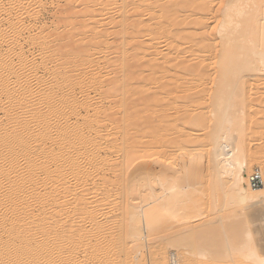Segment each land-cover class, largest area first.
<instances>
[{"label": "bare ground", "instance_id": "obj_1", "mask_svg": "<svg viewBox=\"0 0 264 264\" xmlns=\"http://www.w3.org/2000/svg\"><path fill=\"white\" fill-rule=\"evenodd\" d=\"M26 1L0 0V8L22 5ZM114 1L99 0L96 3L98 6L95 5L98 11H90L88 15L87 12H82L86 14L80 16L85 21L88 20V23H91L90 19L103 22L107 17L102 11ZM171 1L161 2L159 7L156 4L158 8L155 6L169 15V25L174 28L164 33L163 49H157L153 54L150 52L154 56L147 63L137 60L140 57L139 60L142 58L143 61V57L148 55L143 50L142 37L146 29H143L142 23L128 24L125 12L120 13L121 19L113 20L117 28L113 36H117L116 45L121 48L117 56L124 60L117 64L122 68L124 64L126 66L127 58H132L137 60L133 64L139 69L135 71L136 74L132 72V75L130 70L120 73L121 80L124 77L121 86L125 88V93L115 99L114 90L102 94L98 100L92 99L85 81L100 71L99 56L96 55L95 60L89 58L88 52L82 48L95 46L97 54L104 48H112L113 45L108 43L109 35L106 30L99 32L88 23H76V27L65 30L54 40H44L41 25L30 33L26 30L23 19L13 20L10 17L11 8L7 6L1 12L3 16L0 17V26H6L2 35L4 39L0 41V91L3 93L0 96V100H3L1 112L7 125L12 126L5 127L4 131L11 130L14 135L15 152L12 162L0 167V264H117L118 254L121 252L124 254L123 264H141L143 259L140 260L141 257L138 256L144 246L143 236L154 229H160L162 210H165L164 217L180 224H185L192 212L200 211L195 192L175 197L173 170H169L172 169L169 165L164 166L165 161L174 158V150L178 147L185 148L183 142L191 137L190 132L182 131L180 122L178 126L175 125V99L182 93L185 95L184 92L191 88L188 84L190 76L187 79V74L183 71H189L193 77L197 76L202 83L205 78L209 80L207 77L210 74L215 79L211 85L205 81L202 90L195 93L194 100H191L194 104L200 94H208L216 98L212 106L206 107L211 109L205 115L194 112L186 122L208 125L211 128L207 135L211 142V165L207 166L211 167L212 177L221 186L228 182L224 197L237 194L243 198L245 178L242 169L251 155H245L246 137L242 134L244 117L236 113L239 111L236 104L244 102V78L262 77V73L264 75V22L257 16V12L261 10L254 0H227L222 6L221 2V20L214 27L217 37L214 38L211 34L213 38H210L206 36L208 34L198 33L200 28H195L196 21L193 23L194 27L190 23L194 34L181 28L185 19L182 16L183 21L178 19L181 11ZM153 3L155 5L157 1L152 2L151 8ZM93 4L95 3H90L87 7L94 6ZM111 7L120 6L116 4ZM200 7H197L199 11ZM155 10L154 8L153 11L156 12ZM153 11L152 15L149 12L151 16L147 17V21L157 20L152 23L159 29V17L153 15ZM77 14L76 18L79 17V13ZM236 17L239 20L233 21ZM137 24L141 28L137 29ZM186 24L189 26L188 22ZM77 33L88 41L84 39L85 43L69 48L74 45ZM18 35L30 40L28 48L24 49L23 44L18 42L21 40ZM188 35L197 41L191 50L192 61L191 57L189 61H186L188 57L185 61L180 60V54L177 55L182 43L187 44V40L180 42L178 39H190ZM102 37L105 39H100ZM132 39H136L135 53L128 46ZM191 42L192 40L189 43ZM185 49L187 52L189 45ZM167 51L168 53L163 54ZM161 59L163 62L159 63ZM178 71L185 74V77H179L181 82L172 83ZM144 72L146 75H143ZM193 82L196 84V81ZM99 84L100 82H94L91 91L97 92ZM110 98L114 100L113 105L119 108L112 107L113 105L112 108L106 107L104 102ZM134 108L138 112L130 114V110ZM180 108L183 111L184 107ZM137 121L144 123L145 127L139 126ZM104 122L110 125L106 129L103 127ZM162 128L167 130H160ZM234 129L241 131V134L234 136ZM118 138L121 139L120 143H117ZM9 139V134L0 136V163H4L10 153ZM192 140L191 138L189 142ZM200 141L202 139L198 140ZM183 150L184 153L187 152ZM18 154L24 155L21 163L16 160ZM257 191L258 196L264 199V187L257 188ZM119 192H122V201L114 197ZM254 211L255 215L264 214V209ZM116 212L121 213V217ZM111 217H116L124 225V229L117 230L116 240L120 242L118 245L112 243L113 234L110 232V236L108 235L110 226L106 228L105 223ZM115 221L114 228L115 223L118 226ZM217 222L220 221L217 219ZM79 225L84 227L78 229ZM248 235L245 234L246 237ZM4 237L8 241L6 245L2 244ZM183 238L180 240L183 241ZM80 239L88 244L83 258L75 253ZM161 249L157 248L154 253L158 254ZM237 249L239 248L234 247L227 251ZM223 251L212 255V259L224 256ZM245 251L243 258L255 264H264V255L257 254L252 248ZM167 257L170 264H181L175 252H168ZM166 262L162 258L157 264Z\"/></svg>", "mask_w": 264, "mask_h": 264}, {"label": "rangeland", "instance_id": "obj_2", "mask_svg": "<svg viewBox=\"0 0 264 264\" xmlns=\"http://www.w3.org/2000/svg\"><path fill=\"white\" fill-rule=\"evenodd\" d=\"M140 1L141 0H115L112 5H109V7L107 9L102 11V13L105 14L104 16L107 17L106 19H104L103 22H98L97 20L95 21V19H90L91 23H88V20L85 21V18L82 17V15L80 16V14H86V13H82V12H87V15H88L89 13H91L90 11H92V12L98 11V7H95V5L98 4L97 2H99V0H44V1L41 0V2H40V0H34V1L30 0V3H29V0H27L22 5H13L12 7L8 6L7 4L6 5L9 8H11L9 10L10 17L13 20L23 19L25 21L24 22L25 26L27 27L26 30L30 31V33H33L38 28V26L41 25L42 29L44 30L43 31V39L44 40H54L59 34L64 32L65 30L66 31L70 30V29L72 30L73 27H76L77 26L76 23H78V24L88 23L90 26L95 27L96 28L95 30H98L99 32H101L103 29L106 30V33L109 35V37L107 38L108 43L113 45L112 48H110L111 50L104 48V49L100 50L99 54H97L96 53L97 50H95V46H89V47L82 48L83 50H86L88 52V54L90 56L89 58H93L95 60L96 55H97V57L99 56L98 65H99L100 71L97 74H94L93 78H88L87 80H85L87 85H88V89L90 91V96L92 97V99L98 100L101 98V95L106 93L107 91H111V90L113 91L114 90L113 95H115V96L113 97V99H115V97H120V95L125 93V91H124L125 88L121 86V85H123L122 81L124 79V77H123V79L121 80V77H122L121 74L123 72H128V70H130L129 72H131V75H132V72H133V74H136L135 71L137 72L139 69L136 68L135 64H133V63H135L137 60H138V62L141 61V62H146V63L148 62V59L151 60L154 56V55H152L153 54L152 52H155V50H157V49L158 50L163 49L162 46H164V43H165L164 42L165 39L163 38L164 33H166L168 30H172L174 28V27H171L169 25V21H170L169 15L166 13H163L161 11L162 10L161 8L157 9L161 5L162 0H160V1L159 0H154V1L152 0V2L157 1V3H155V5L153 3L154 6L152 8H151L152 2H150L151 0L149 2H147L148 0H145V3H147V4H145L143 2L144 6L142 5L143 4L142 1H144V0H142L141 3H140ZM165 1H166V3H168L171 0H168V2H167V0H165ZM165 1H163L162 3H164ZM225 1H227V0H172L171 2H174L176 5L175 8L177 10L181 11L178 13V15H180L179 16L180 18H178V19H180L181 21H183L185 19L183 21V23H184L183 26H180L181 28L186 29L187 32H190L192 34L193 31H191L192 29H190V28H192L190 26V23H192V26H193V23L196 21L195 28L196 29L200 28L199 30H197L198 33H201L202 35L208 34L206 36H209L210 38H213L212 35H214V38H215V37H217L216 36L217 34L214 31V27L216 28L217 24L221 20L220 19L221 17H220L219 6H220L221 2H222L221 3V6H222L223 3H225ZM240 1L243 2V0H240ZM250 1L252 2V0H250ZM250 1H249V3H250ZM254 1L256 2V5H258V9L261 10V12H262V14H261V12L258 11L257 16H258V18H260L259 19L260 21L264 22V0H254ZM38 2H40L42 4H40ZM90 3H95V4H93L94 6L90 5L91 7H87ZM190 3H192V4H190ZM116 4H118L120 7H117V8L111 7V6H116ZM156 4L158 7L156 6ZM191 5H192V7H191ZM3 6H5V4ZM7 6H5L4 8L2 7L3 9L0 8V15L2 14L0 16L1 18L3 16V13H1V12H4L5 8H8ZM200 6H203V7H200ZM197 7H200L201 10L199 11V9ZM244 7H245V9H247L246 6H244ZM150 8H151V10H150ZM154 8L156 9L155 10L156 12L153 11ZM194 9H195V11H190V10H194ZM188 10H189V12H188ZM152 11L154 12L153 15H156V16L158 15V17H159L158 22H157L159 24V29H156L153 26L154 23H152L154 21L156 23L157 20H153L152 22L147 21L149 16L152 15ZM157 11L159 12V14H156ZM248 11H249V8H248ZM149 12L151 13V15L149 14ZM187 12H188V14H187ZM190 12H192V13L194 12V13L192 14ZM195 12H197V14ZM77 13H79L80 18L75 17L78 15ZM120 13L121 14H123V13L127 14L126 20H128V24L130 22H131L130 24L134 23V25H135V22L136 23L140 22L139 24L142 23L141 26L143 27L144 30L146 29V32H144L145 34H143V37H142V40H144L143 41L144 42L143 43V46H144L143 50L147 51L146 53H148V55L143 57V61H142V58H141V60H139L140 57L137 60L136 59L133 60L132 58H127L128 60L125 59V60H127L125 62L126 66L124 64V67L122 66V68H121V66H119V64H117L119 61L124 62V60H121L117 56L118 51L121 48L119 46L117 47V45H118L117 36H113V34L115 32L114 30H117V28L114 26V21H117V19L122 18ZM184 13L187 15H185ZM202 13L204 14V17H202L203 16ZM200 15H202V16H200ZM60 16H63V17H60ZM65 16H67V17H65ZM199 17L200 18L202 17V18L200 19ZM191 18H192V20H191ZM197 18H199V19H197ZM240 18H241V16H240ZM138 19H141V20H138ZM237 19L239 20V18L236 17L233 19V21L234 20L237 21ZM110 21L113 22V24ZM191 21H193V22H191ZM187 22H188L189 26H187V24H186ZM111 24L114 28L111 26ZM139 24L136 25V26H138V27H136L137 29L141 28V26ZM196 24H197V26H196ZM145 26H147V27L144 28ZM185 26H186V28H185ZM197 27H199V28H197ZM5 28H6V26H0V33H2V34H0V41H3V39H4V37L2 35L4 33ZM187 29L190 31H188ZM9 34H11V33H9ZM11 35H14V34H11ZM137 35H139V34H137ZM18 36H19V38H21L22 35H18ZM188 37L190 39H187V37L186 38L181 37L180 39H178V41L180 40V42H182L183 40H185V41L187 40L186 45H184V43H182L183 45L179 47L181 50L180 49L178 50L177 55L180 54V55H178V58H180V60L183 59L185 61L186 57H188L186 61H189L190 57H191L190 61H192V59H193V55H191L192 54L191 50H193V48L195 47L194 45L197 43V41L195 38L193 39L189 35H188ZM74 38H75V42L73 43L74 45H71L69 48H71V47L74 48L78 44H82V42L86 40L83 35H80L78 33L76 34V37H74ZM103 38L104 37H102L100 39H103ZM182 38H184V39H182ZM6 39L8 41H11V39H9V38H6ZM189 40L190 41L192 40V42L189 43L190 42ZM86 41H88V40H86ZM135 41H136V39H132L129 41L130 44L127 42V44H129L128 46H130V51H133L134 53L136 52L135 51L136 48L134 45V44H136ZM185 41H183V42H185ZM18 42L23 44L24 49L28 48L29 44H31L30 40H28V39L25 40L24 37L21 38V40H19ZM85 42H83V43H85ZM188 45H189V49H187V52H186L185 48ZM180 51H181V53H180ZM182 51H183V54H182ZM188 51L190 52V54ZM166 53H168V51L163 53V54H166ZM188 54H189V56H188ZM158 62L159 63L163 62V59L159 60ZM118 66L120 68H118ZM123 68H125V69H123ZM184 70H186V69H184ZM181 71H183V69ZM185 72L187 74L186 75L187 79H188V76H190L189 77L190 83H188V84H190L191 88L184 92L185 95L182 93V94H180L179 97H177V99H175V105H173V107L176 109V112L174 114L176 124L175 123L174 124L176 126H178L179 125L178 122H180L179 126L182 127V131L185 130L187 132H190L191 137L188 138L187 141L183 142V144L186 145L185 148L184 147L183 148L178 147L176 150H174V154H175L174 158L171 161L170 160L165 161L164 166L169 165V166H171L170 168H172L169 170H171V171L173 170L172 171L173 176H175V185L174 186L176 188L175 193H174L175 197H182L185 193L191 194V193L195 192V194H197V197H198L197 199L199 201L200 211L198 210L196 212H192V215H190V218L187 219L185 224H180L177 222L173 223L172 220L170 218H167L166 216H165L166 217L165 218L163 216L165 214V210H162L160 212V218H159V220L161 221L160 222V229L159 230L154 229L150 233L145 234L143 236L144 246L142 247L141 253L139 254L138 257H141V258H139L140 260L143 259L142 260L143 263H141V264H157L158 260H161L162 258H164L167 261L166 264H170L169 259L167 257V253L168 252H175L178 256V259H180L181 264H204V262L209 263L210 261H211L210 262L211 264L212 263L213 264H255L252 261L247 260L246 258H243V251L245 253L246 252L245 250H247L248 248H252L254 251H256L257 254L264 255V214H263V216L254 214V212H255L254 210L263 211L264 199H263V197L258 196L257 188H251L248 186L246 175L248 174V172L251 170V168L254 165H259L262 167V169H264V75L262 73V75L260 74L262 77L259 76V77H246V78H244V81H245V83H244L245 85L243 84L244 89H245L244 102L240 101L241 99H236V101L238 100L241 102V104H239V105L236 104V107L237 106L239 107V111L238 112L236 111V113H238V116L244 117V119L242 121L243 125H244L243 126L244 131L242 132V134H244V137H246V139L244 138L245 155L247 154L248 157H249V155L252 156V157L251 156L249 157L245 168L242 169L243 177L245 178V182L243 185L244 189H245V193L243 195V198L241 199L240 196L237 194H232L230 196L224 197L223 193L227 188L226 186H227L228 182L225 183L224 186H221L216 181V179L212 177L213 173H212L211 167L207 166V165H211L210 164L211 142L207 139V135L210 132L211 128L208 125L200 126V125H197V124L192 123V122L191 123L186 122V119L188 117L192 116L194 114V112H201L205 115L207 113V111H209L211 109L210 107L208 109L206 107L212 106V104H214L216 98L210 97L208 94H204V95L200 94V98L198 100H196L194 102V104L191 103V100H194L193 95H195V93L202 90L201 87H203V83L205 84L206 82H208L206 84L211 85V83L215 79L210 74V77L209 76L207 77V79H209V80H206V78H205V80L202 83V81L200 79L198 80L197 76L193 77L191 75V73H189V71H183V73H185ZM144 73H143V75H146V73L148 74V71L145 74ZM179 73H181V72L178 71V73H176V77H175L176 80L175 79L172 80V83L173 82L175 83L176 81L181 82L180 78L185 77V74L182 75L183 73H181V74H179ZM177 76H178V78H177ZM211 77H213V78H211ZM184 80H186V79H184ZM246 80H248V81H246ZM193 81H196V84L199 82L198 85H196L195 82H193ZM94 82H100V84H99L100 86L98 88V91L95 93L91 91V86ZM118 83H119L120 87H118ZM186 84H184V85L187 86L188 84L187 85ZM191 84L194 86H192ZM110 85H111V87H109ZM116 88H117V91H116ZM121 89L123 92L121 91ZM177 90H179V89H177ZM119 91L121 93H118ZM161 91H163V89ZM0 96L1 97L3 96L2 91H0ZM242 102H243V104H242ZM2 104H3V100L1 99L0 100V133L9 134L10 139L8 140V143L10 144L9 146L11 148H10V153L6 157L5 162L0 163V167H3V166L10 164L12 162L13 157H14L13 152H15L14 151V145H13L14 135L12 134L11 130L8 132L4 131L5 127H8L9 125H7V123L5 122V117L3 116L2 112H1L2 111L1 110ZM104 104H106V107H108V108L109 107L110 108L117 107L116 105H113L114 100H112L111 98H110V100L107 99V101H105ZM190 104H192V105H190ZM181 106L184 107L183 111L180 110ZM201 106H203L205 108H202ZM117 108H119V107H117ZM131 110H132V113H131ZM131 110L129 112L130 114H133V113L136 114L138 112V109H135V108H134V110L133 109H131ZM138 116L136 118H138ZM180 119H182V120H180ZM137 122H139V121H137ZM109 126L110 125L108 122L103 123L104 129L108 128ZM139 126L145 127L144 123H142L141 121L139 122ZM10 127H12V126H9V128ZM164 129L165 128H162L160 130H164ZM165 130H167V128ZM233 131H234V136L235 135L239 136V134H241V131H239L238 129H234ZM191 138L193 140H192V142H189V140H191ZM199 139H202V141L198 142ZM117 140H116L117 143H120L121 139L118 138ZM1 144H2V142L0 141V146H1ZM183 149H185V151H187V152H185L186 156L188 153L187 157L184 156L185 153H184ZM182 154H184V155H182ZM23 158H24L23 154H18V156L16 157V160L19 163H21L23 161ZM250 158H252V159H250ZM205 169L207 170V173L204 174V172H206ZM209 169H210V171H209ZM201 170L204 172L202 173ZM208 173L211 175H209ZM118 194H120V195H118ZM114 197H118L117 199H119L121 201L123 200V199H121L122 198V192L117 193V195ZM99 198L100 197H98V199ZM119 200H117V201H119ZM205 201H207V202L205 203ZM261 207H262V209H261ZM112 210L114 211L113 208H112ZM116 213H119V212H116ZM116 215L120 216L121 213L116 214ZM119 216H117L118 220H119ZM113 218L111 217L105 223L106 228L110 226L108 228L109 234H108V232H106V233L110 236V232H111V235L113 234L112 235L113 238H114V234H115V238H114L115 240L113 238L112 239L110 238V239L112 240L113 244L115 243V245L116 244L118 245L120 242L116 240V237L118 235L117 232L120 231L121 229H124V225H123V223L121 224V221H118L116 217H113ZM164 218H165V220H163ZM111 219H113V221ZM217 219L221 223L217 222ZM114 220H116L118 222V226H117V223H115V228H114ZM110 222H111V224H110ZM107 223H109V225H107ZM164 223H166V225ZM119 225H121V227H123V228H121ZM81 227H84V225H79L78 229H81ZM111 227L113 229L110 230ZM168 230H171V231H168ZM236 230H238L239 232H236ZM245 232H247V233H245ZM106 233H105V235H106ZM197 233H199V234H197ZM220 233L222 236L220 235ZM239 234H241V235H239ZM245 234L246 235L249 234V235L246 237ZM193 235H196V237L199 236V238L196 239V237L194 238ZM237 235H238V237H237ZM191 236H192V238L190 239ZM215 236H217V237H215ZM233 236H235V237H233ZM182 238H183V241L180 240ZM3 239H5V237ZM175 239L177 241H175V242L172 241ZM185 239H187V240H185ZM113 240L116 242H114ZM195 240H197V241L195 242ZM225 241H226V243H225ZM245 241H246V244L244 245ZM177 242H179V243H177ZM229 242H231V243H229ZM7 243H8V241H6V239L2 241V244H4V245H6ZM77 243H78V245L76 247V252H75L76 256H78L79 258H83L84 253H85L84 250H86V247L88 246V244L86 242H84V240H81V239L78 240ZM196 243H198V244L196 245ZM238 243H239V245H238ZM225 244L227 245L228 248L225 247ZM243 245H244V247H243ZM222 246L225 248H223ZM233 246L238 247L239 249L234 250L232 252L227 251V250H230L231 248H234ZM157 248H162V249L158 254H155L154 251ZM115 249H116V247H115ZM221 249L224 250L223 251L224 256L220 257L221 259L215 258V257L212 259L211 256L212 255L214 256V254L218 253V251H222ZM240 249H241V251H240ZM122 255H124L123 252L118 254V258L119 259L122 258V259L121 260L118 259L117 264H123L122 263L123 262Z\"/></svg>", "mask_w": 264, "mask_h": 264}, {"label": "built area", "instance_id": "obj_3", "mask_svg": "<svg viewBox=\"0 0 264 264\" xmlns=\"http://www.w3.org/2000/svg\"><path fill=\"white\" fill-rule=\"evenodd\" d=\"M246 179L251 188L264 187V169L259 165H254L246 175Z\"/></svg>", "mask_w": 264, "mask_h": 264}]
</instances>
